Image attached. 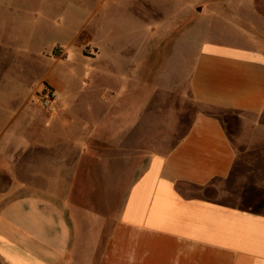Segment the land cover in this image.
Wrapping results in <instances>:
<instances>
[{"label": "crops", "instance_id": "obj_1", "mask_svg": "<svg viewBox=\"0 0 264 264\" xmlns=\"http://www.w3.org/2000/svg\"><path fill=\"white\" fill-rule=\"evenodd\" d=\"M146 4L147 0H0V10L23 14L26 24L37 28L76 29L70 31V41H56L52 48L67 45L76 50L85 43V31L92 30L99 45L93 60L100 61L99 38L112 12L134 10L128 20L142 28L147 23L142 15L148 13ZM137 44L141 43L131 46ZM204 44L190 77L194 102L261 114L264 54L226 42ZM110 73L96 70L93 77ZM82 81L85 86L78 92L94 90L84 75ZM53 82L61 100L52 116L35 108L23 114L28 105L20 104L10 108V114L13 110L11 120L21 115V122L9 133L0 132V186L6 174L13 183L0 193V264H264V214L222 203L206 192L216 180L226 179L236 163V151L219 117L195 115L166 153L146 159L138 177L122 183L119 218L111 220L91 205L112 204L117 189L115 141L124 139L128 115L124 113V131L118 132L117 100L103 96L115 90L105 86L87 103L90 121L83 122L71 112L80 104L68 99L74 86L58 84L55 78ZM99 107L104 113L93 120ZM0 119H6L1 111ZM101 141H108L109 147L101 148ZM22 172L34 178L23 180L24 186ZM16 188L25 193L5 203L4 196ZM107 188H113L112 194L106 195ZM81 189L89 195L86 200L77 199Z\"/></svg>", "mask_w": 264, "mask_h": 264}, {"label": "rangeland", "instance_id": "obj_2", "mask_svg": "<svg viewBox=\"0 0 264 264\" xmlns=\"http://www.w3.org/2000/svg\"><path fill=\"white\" fill-rule=\"evenodd\" d=\"M146 8L148 13L142 15L147 17V23L142 28L128 20L134 10L112 12V20L104 24L99 38L100 61L93 60L99 45L92 30L85 31V43L76 50L67 45L52 48L56 41H70L74 37L70 31L76 29L55 32L37 28L26 24L23 14L0 10V111L6 116L0 119V132L9 133L21 122V115L11 120L13 110L10 114V108L20 104L28 105V109H22L23 114L35 108L52 116L56 110L53 113L43 110L41 100L48 90L59 96L56 106L61 100L54 78L58 84L74 86L75 93L69 94L68 99L80 104L71 108V112L83 122L90 121L87 103L97 98L100 89L110 86L115 91L108 94L107 90L103 96L115 97L118 132L124 131V113L128 115L127 129L124 136L118 135L124 139L115 141L117 189L112 204L91 207L112 220L119 218L122 185L138 177L145 160L166 153L195 115L212 113L226 127L236 151V163L231 174L216 180L207 194L222 203L264 214V111L248 115L207 108L194 102L190 90L194 60L204 43L226 42L264 54V0H147ZM88 34L92 38L88 39ZM136 43L141 44L131 46ZM43 49L46 50L41 52ZM96 70L111 73L109 77L95 78ZM83 75L93 91L78 92L85 86ZM103 113L104 108H97L92 119L98 120ZM108 144L100 142L101 148H108ZM105 175L108 178V173ZM20 176L21 186L25 184L23 180L33 178L32 173L22 172ZM12 185V178L6 174L0 193ZM12 191L4 196L5 203L25 193L17 188ZM113 191L107 188L106 195ZM85 192L81 189L77 199L86 200L89 195ZM77 199L75 194L74 200Z\"/></svg>", "mask_w": 264, "mask_h": 264}, {"label": "built area", "instance_id": "obj_3", "mask_svg": "<svg viewBox=\"0 0 264 264\" xmlns=\"http://www.w3.org/2000/svg\"><path fill=\"white\" fill-rule=\"evenodd\" d=\"M58 97L52 90L46 91L41 100V108L48 113H53L56 110Z\"/></svg>", "mask_w": 264, "mask_h": 264}]
</instances>
